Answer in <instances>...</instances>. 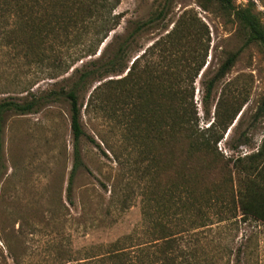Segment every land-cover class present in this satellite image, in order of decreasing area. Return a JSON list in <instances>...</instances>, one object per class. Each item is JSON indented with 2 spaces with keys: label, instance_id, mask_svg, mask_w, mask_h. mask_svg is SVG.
I'll return each mask as SVG.
<instances>
[{
  "label": "rangeland",
  "instance_id": "374dc122",
  "mask_svg": "<svg viewBox=\"0 0 264 264\" xmlns=\"http://www.w3.org/2000/svg\"><path fill=\"white\" fill-rule=\"evenodd\" d=\"M7 1L0 0V101L40 102L30 113L2 114L0 264H80L116 248L135 249L154 237L155 223L170 232L179 229L180 205L193 196L180 197L174 179L182 158L175 149L162 174L157 169L163 167L160 144L147 140L142 119L153 98L160 103L166 80H192L188 87L200 127L213 119L216 105L236 112L216 144L230 168L226 188H236L247 172L232 167L236 158L243 159L237 165L247 164V155L263 146L264 165V50L246 41L231 10L215 0H119L109 16L119 14V22L104 38L100 30L104 33L111 20L87 22L78 32L56 41L48 36L39 45L36 33L61 30L52 16L56 5L47 2L43 11L33 0L26 26L14 0ZM231 1L235 7L249 6L264 27V0ZM125 37L123 72L92 77L77 91L84 132L79 150L87 169L77 170L69 203L73 135L69 102L59 89H68L80 71L94 68L92 60L106 61ZM89 47L94 54L86 53ZM232 53L231 66L219 73ZM137 57L126 100L116 98L114 87L103 88L98 98L91 95L98 84L125 75ZM212 77L207 120L202 82ZM139 99L146 102L142 109L136 108ZM207 177L217 179L213 171ZM215 192L206 195L212 199ZM213 204L192 211L188 222L204 225L186 231L181 246L206 264H264V222L242 215L226 197Z\"/></svg>",
  "mask_w": 264,
  "mask_h": 264
},
{
  "label": "trees",
  "instance_id": "16d2710c",
  "mask_svg": "<svg viewBox=\"0 0 264 264\" xmlns=\"http://www.w3.org/2000/svg\"><path fill=\"white\" fill-rule=\"evenodd\" d=\"M12 0H8L5 5L10 4ZM38 1L39 9L46 11L47 2L53 1L55 12L52 14L54 22H56L61 30H52L49 33H36L34 37L35 43H42L45 37H50L51 41H56L61 37L68 36L70 32H78L81 26L87 22H98L101 24L111 23L105 32L102 34L104 38L107 33L118 24L120 15L114 14L111 17L112 9L119 3V0H36ZM225 9L232 11L235 20L245 32L247 42H255L264 50V27L252 12L249 6L235 7L231 0H215ZM17 14L23 18L27 26V22L31 18V8L33 0H14ZM41 5V7H40ZM107 18V19H106ZM94 19V20H91ZM100 20V21H98ZM151 20L141 22L136 26L138 31ZM81 24V25H79ZM79 25V26H78ZM77 26L79 28H74ZM103 29V28H102ZM74 35H78L75 33ZM33 36V35H32ZM73 36V35H72ZM100 42L102 40H99ZM129 42V38L125 37L122 40L121 47L106 61L92 60L91 65L94 68H88L80 71L79 75L73 80L68 89H59V95H64L69 102L70 107V126L73 135L72 142V165L70 168L68 182H67V196L69 203H72L71 189L74 176L77 170L81 167L86 168L81 159L79 150V138L83 135V130L80 124V104L77 99V91L86 86L90 78L101 80L103 74H120L127 67V64L121 63L122 52L125 50V45ZM53 44V43H52ZM88 55L94 54V48L89 47L86 52ZM236 53H232L222 64L219 73H223L228 69ZM140 57V56H139ZM135 58L131 65L128 67L125 75L114 80L102 82L94 87L91 95L98 98L104 89L114 87L116 98L126 100V84L128 80L134 78L132 75L135 62L139 58ZM66 71V70H65ZM197 73V72H196ZM195 73V74H196ZM216 77L209 78L202 82L203 96H202V110L203 116L209 120V101L215 85ZM188 78H182L178 81L166 80L165 88L161 91L160 103L150 102L149 108L146 112L142 113L147 131V140L157 141L160 144V156L163 158V167H158L162 172H168V160L173 155L176 149L180 154L182 161L178 165L179 175H175L176 181L179 180L180 197L186 196L192 192L193 196L187 204L180 205L181 220L179 229L175 232H170L166 226H161L155 223L156 230L152 239L140 242L135 249L133 248H116L105 254H100L96 257L88 258L80 264H206L199 256L191 251L187 246H181L184 240V233L189 231L190 228L203 226V223L195 224L191 222L190 214L193 210L200 211L201 208L214 206L213 203L220 201L223 202V197H226L233 207L235 204L244 216H250L256 220L264 222V165L260 164V159L263 156V146L255 152L247 155V164L237 165V162H242L243 159L236 158L234 168L245 169L246 174L240 181L236 188L232 189L230 184L227 186L228 178L227 173L230 171L226 159L223 158L220 151L217 150L216 144L223 137L226 127L236 114L230 113V108L219 110V106L213 113V119L209 121L206 126L200 127L198 123L197 112L191 99L190 87H188ZM113 83L115 84L113 86ZM104 88V89H103ZM138 90V89H137ZM55 91L53 92V94ZM138 95L140 92L138 91ZM146 96V95H145ZM147 100V96H146ZM40 98H32L22 102L14 100L0 101V159H1V122L2 114L5 111L13 110L19 114H26L35 111ZM141 103H146L139 99L136 108L140 107ZM264 105V99H263ZM157 126V130H154ZM150 131V132H149ZM173 149V150H172ZM2 167L0 161V168ZM216 174L217 179L211 181L209 177L210 172ZM163 174V173H162ZM168 184H174L167 181ZM210 189L215 190L210 195H206ZM201 190V193L198 192ZM167 191V190H166ZM227 192V194H226ZM156 193V192H155ZM167 194L170 192H166ZM211 193V192H210ZM228 195V196H226ZM218 214V212H217ZM187 223V224H186ZM187 225L186 228L184 225ZM195 225V226H193ZM119 249V250H118Z\"/></svg>",
  "mask_w": 264,
  "mask_h": 264
}]
</instances>
